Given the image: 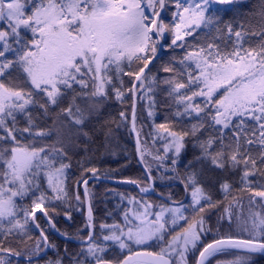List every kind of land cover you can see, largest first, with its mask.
<instances>
[{"label":"snow or ice","instance_id":"1","mask_svg":"<svg viewBox=\"0 0 264 264\" xmlns=\"http://www.w3.org/2000/svg\"><path fill=\"white\" fill-rule=\"evenodd\" d=\"M238 5L0 0V264H259L264 0ZM102 179L135 191L97 224Z\"/></svg>","mask_w":264,"mask_h":264},{"label":"trees","instance_id":"2","mask_svg":"<svg viewBox=\"0 0 264 264\" xmlns=\"http://www.w3.org/2000/svg\"><path fill=\"white\" fill-rule=\"evenodd\" d=\"M258 0H239V7L241 8L242 11H247L249 10L253 5L257 4ZM229 16H231V12H229L228 16L225 17V19H228ZM146 114V113H145ZM147 132V129H145ZM149 143L151 141L149 140ZM134 137H129L127 134V130H121V132L117 133L116 136L113 139L112 142V149L113 151L116 152V156H112L111 154L107 155L104 159L105 162L99 167L101 168H118L119 165H122L126 163V160L123 158L126 155V150L127 149H132L134 151ZM132 167L129 171L125 172L124 175H131L135 176L139 174L140 168L137 165L136 159L131 160ZM89 188L95 192L96 197H95V208L97 209L96 211V216H97V224L101 222L104 216V210L106 207V201H107V209L112 210L113 205L119 203V198H113L111 194L106 195V190L109 189H115L116 191L119 192H131L135 191L134 189H131L127 186H118L115 184L113 181L107 180V179H102L100 181H91L89 184ZM73 190H74V178H73ZM160 189H158L159 191ZM83 191V186L81 185V192ZM86 211V208H85ZM76 223L72 225V228L68 227V223L65 222V218L63 217V213L61 211V216L59 218V222L57 224V227H59L62 231L63 230H68L70 233H74V230L76 227H80L83 224V218L78 212L73 213ZM111 223V221H108ZM38 234V233H37ZM59 245L61 250L64 247V241L62 239H58L56 241ZM70 248L76 249L79 247L78 244L76 243H71L69 245ZM110 255H114V253H110ZM55 258V252L51 249L48 250V255L44 257V259L41 261V264H45V261L48 259H54ZM257 260L259 264H264V257H257Z\"/></svg>","mask_w":264,"mask_h":264}]
</instances>
